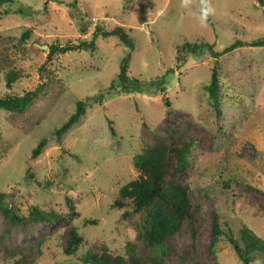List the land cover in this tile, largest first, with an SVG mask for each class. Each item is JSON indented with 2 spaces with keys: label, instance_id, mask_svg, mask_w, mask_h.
<instances>
[{
  "label": "rangeland",
  "instance_id": "obj_1",
  "mask_svg": "<svg viewBox=\"0 0 264 264\" xmlns=\"http://www.w3.org/2000/svg\"><path fill=\"white\" fill-rule=\"evenodd\" d=\"M69 1L18 0L0 19V52L24 69L17 90L43 82L39 67L48 45L89 39L97 23L124 27L132 47L109 36L98 37L91 53H59L46 66L55 80L64 81V91L54 81L36 111L23 118L0 110L4 199L16 213L36 205L62 215L17 224L0 209V264H82L79 256L88 249L106 246L123 254L127 242H135L145 257L146 248L135 238L139 216L111 204L137 175L133 156L152 142L154 132L166 133L182 118L194 121L189 134L198 140L183 178L201 206L202 224L195 238L179 231L166 239L171 248L166 264H242L225 237L214 254L208 245L214 212L235 237L246 225L264 238V46L242 45L218 58L213 52L235 41L264 40V6L255 0H77L73 11ZM23 28L32 33L16 49ZM185 43L198 48L178 54ZM214 66L221 80L220 115L208 104L206 89ZM7 68L0 71L1 94ZM78 100L85 101L86 112L58 141L53 132ZM43 137L47 145L32 159L31 150ZM27 167L53 182L50 188L29 179ZM66 196L77 201L78 215H69ZM85 218L96 223L85 225ZM71 225L85 242L75 255H66ZM249 264H264V253Z\"/></svg>",
  "mask_w": 264,
  "mask_h": 264
},
{
  "label": "trees",
  "instance_id": "obj_2",
  "mask_svg": "<svg viewBox=\"0 0 264 264\" xmlns=\"http://www.w3.org/2000/svg\"><path fill=\"white\" fill-rule=\"evenodd\" d=\"M18 0H0V19L9 14V8ZM264 6V0H255ZM69 6L76 11L77 0H70ZM22 13V10H18ZM17 13V11H13ZM85 16L88 13L84 14ZM88 23V22H87ZM85 25V24H84ZM84 34L86 30H82ZM32 31L23 28L21 36L15 43L16 49H22L23 43L29 40ZM113 36L118 41L131 46L128 33L125 28L118 25L112 29H105L99 23L91 34V38H79L78 43L62 46L58 43L48 45L47 60L39 67L42 83L28 90H17V83L25 77L24 69L18 59H9L7 52H0V71L8 67L4 72V87L6 91L0 93V110H4L8 117L23 118L36 111V108L47 92L48 87L59 82L61 90H65L64 81L55 80L54 72L47 68V63L59 53L68 51L93 52L96 48L98 37ZM1 37V36H0ZM242 45L264 46V40L252 42L235 41L221 52H213L215 58L234 50ZM198 45L196 43H185L177 48L179 54L182 50L194 53ZM218 61H216V64ZM127 63L121 66L118 79L122 82L125 76ZM217 66L212 67L210 83L207 85L208 104L220 115L221 83ZM127 87L124 86V89ZM165 103L168 102L166 101ZM86 112L84 100H78L75 111L58 128L53 135L61 141L64 134L77 122ZM194 121L190 118H182L180 122L174 123L166 133L152 134V142L145 143L142 149L133 156V167L137 173L126 184L120 187L113 199L111 207L123 211L126 215H138L139 225L136 229V240L142 243L147 250L143 257L137 252L135 242H127L125 253H118L103 246L100 250L88 249L79 256L82 264H166V256L171 248L166 244V239L179 231L189 234L195 238L200 230L202 219L200 216L201 206L193 198V193L188 182L184 181L183 175L189 166V158L195 147L196 138H193L189 131ZM111 132L115 135L112 127ZM47 145V137L41 138L31 150V158L37 159ZM63 151H67L63 148ZM68 152V151H67ZM76 158L75 154L68 152ZM26 175L35 181L37 186L46 189L50 188L53 182L46 177L39 176L31 167L26 168ZM5 193L0 192V209L11 223L24 224L26 222L56 221L62 215L53 210H43L36 205H30L26 214L16 213L6 202ZM69 215H78L77 201L66 196ZM96 220L85 218L84 224H95ZM222 228L221 219L217 212L213 213L211 221V236L208 245L209 253L214 254L216 246L221 238L225 237L231 244L233 250L241 260L242 264H249L255 260L260 253H264V238L260 237L250 227L243 225L240 228L239 236L235 237L228 226ZM85 239L79 232L76 225H71L67 244L64 248L66 255H75L84 244Z\"/></svg>",
  "mask_w": 264,
  "mask_h": 264
}]
</instances>
